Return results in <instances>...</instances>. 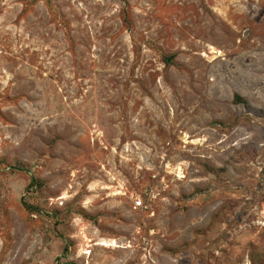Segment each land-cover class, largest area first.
Wrapping results in <instances>:
<instances>
[{
  "label": "rangeland",
  "instance_id": "1",
  "mask_svg": "<svg viewBox=\"0 0 264 264\" xmlns=\"http://www.w3.org/2000/svg\"><path fill=\"white\" fill-rule=\"evenodd\" d=\"M248 261L264 0H0V264Z\"/></svg>",
  "mask_w": 264,
  "mask_h": 264
},
{
  "label": "built area",
  "instance_id": "2",
  "mask_svg": "<svg viewBox=\"0 0 264 264\" xmlns=\"http://www.w3.org/2000/svg\"><path fill=\"white\" fill-rule=\"evenodd\" d=\"M158 195L154 192L153 189L145 191L143 195L138 196L134 199V207L140 210H149L152 208V202L156 199ZM244 264H250V261L245 262Z\"/></svg>",
  "mask_w": 264,
  "mask_h": 264
},
{
  "label": "trees",
  "instance_id": "3",
  "mask_svg": "<svg viewBox=\"0 0 264 264\" xmlns=\"http://www.w3.org/2000/svg\"><path fill=\"white\" fill-rule=\"evenodd\" d=\"M235 101H241L243 102V99H241L238 95H235ZM32 211H34V208H31Z\"/></svg>",
  "mask_w": 264,
  "mask_h": 264
}]
</instances>
